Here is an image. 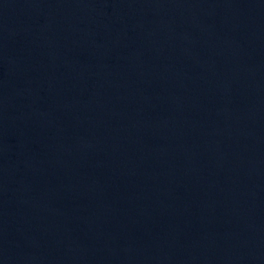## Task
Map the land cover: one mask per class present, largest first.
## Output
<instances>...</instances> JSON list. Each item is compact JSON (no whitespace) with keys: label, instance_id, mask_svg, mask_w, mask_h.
I'll list each match as a JSON object with an SVG mask.
<instances>
[{"label":"water","instance_id":"obj_1","mask_svg":"<svg viewBox=\"0 0 264 264\" xmlns=\"http://www.w3.org/2000/svg\"><path fill=\"white\" fill-rule=\"evenodd\" d=\"M0 264H264V0H0Z\"/></svg>","mask_w":264,"mask_h":264}]
</instances>
